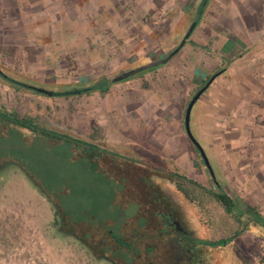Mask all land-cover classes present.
<instances>
[{
    "label": "rangeland",
    "instance_id": "1",
    "mask_svg": "<svg viewBox=\"0 0 264 264\" xmlns=\"http://www.w3.org/2000/svg\"><path fill=\"white\" fill-rule=\"evenodd\" d=\"M194 2L186 0L184 7ZM95 3L98 8L90 0H0V70L33 88L72 91L49 95L0 74V107L115 151L135 167L169 170L200 183L204 188L186 185V197L174 183L159 182L195 239H226L239 229L213 195L221 188L264 215V43L259 35L256 39L247 35L251 29L217 23V5L209 0L191 38L170 58L200 9L182 16L172 11L173 21L160 9L127 12L130 19L107 24L99 16L103 4ZM222 5L227 8L220 0ZM120 10L118 17L124 13ZM225 10V23L234 25V16L228 22ZM128 72L135 75L114 81ZM216 73L203 96L217 106L200 111L197 102L191 116L213 176L186 131L185 118L190 101ZM101 83H110L106 93L80 91ZM31 142L25 145L0 132V162L10 156L27 162L75 219L113 220L110 226L118 231L139 212L136 204L116 202L85 160L74 162L69 149L52 145L69 144L47 136ZM106 162L102 169L109 171ZM201 247L203 264H264V239L251 231L226 246ZM0 264L113 263L60 234L52 203L20 169L11 168L0 177Z\"/></svg>",
    "mask_w": 264,
    "mask_h": 264
},
{
    "label": "trees",
    "instance_id": "2",
    "mask_svg": "<svg viewBox=\"0 0 264 264\" xmlns=\"http://www.w3.org/2000/svg\"><path fill=\"white\" fill-rule=\"evenodd\" d=\"M207 4L208 0L202 2L201 14L204 13ZM0 74L15 85L32 87L28 83L13 79L1 70ZM36 88L33 89L37 90ZM109 89L110 83H101L80 91L90 93L99 90L101 93H106ZM49 92L45 94L56 96L72 94V91ZM0 132L13 134L25 145L33 143L31 140L34 141L37 136H47L53 142L61 141L69 144V146L63 147L52 143L61 151L69 149L72 161L85 160L82 162L85 164L84 166L87 168L89 166L88 169L94 173L95 178L100 180L101 185L108 186L115 194L116 202H121L125 207L133 204L139 206V212L126 218L125 223L118 231L113 230L110 226L114 223L113 220L94 224L90 220H78L67 213L61 200L56 199L51 189L43 185L37 173L31 169L27 162L13 156L0 162V177L11 168L20 169L54 206L55 226L59 233L79 240L100 259H106L113 264H203V261L199 259V252L197 257L190 262L189 255L184 249V246H187V241L191 242L192 239L196 245L217 248L230 244L248 231L264 239V215L259 208L246 202L243 204L237 202L222 188L220 191L213 192V195L225 206L227 213L234 216L239 224V229L232 236L217 241L195 239L192 234L193 238L190 236V239H187L188 236H185L169 222L170 215H166L169 213H173L176 219L181 222L183 219L180 210L164 196L159 182L166 180L174 183L181 193L190 197L186 185L204 188L194 179L169 170L161 171L151 168L146 171L141 167H135L134 162L121 160L123 158L115 151H107L87 140L46 128L33 117L21 116L4 107H0ZM106 160L109 161L106 162ZM104 162L111 165V169L106 170L107 172L102 169ZM105 224L108 227H105ZM114 228L116 229V226Z\"/></svg>",
    "mask_w": 264,
    "mask_h": 264
},
{
    "label": "crops",
    "instance_id": "3",
    "mask_svg": "<svg viewBox=\"0 0 264 264\" xmlns=\"http://www.w3.org/2000/svg\"><path fill=\"white\" fill-rule=\"evenodd\" d=\"M90 1L94 3L96 8H98L97 6L98 3L96 4L95 0H90ZM185 1L186 0H99V4H103L101 9H99V16H101V19L105 20L107 24L108 23L112 24L113 20H119V19L122 20L123 18L130 19V17L128 16L129 14L127 12L138 14L140 10H143V11L146 10V13L150 14L152 10L157 11L158 9H160L161 11H165V12L167 11L169 14L167 18H169V21H173L172 11L180 12L181 13L180 16L184 15L187 11L197 12L198 9L201 10L202 2H204V0L202 1L195 0L194 5H192L191 8H185L184 7ZM223 2L225 6H227V8L223 7L224 5L220 6V0H212V4H216L218 8L215 14V16L217 17L216 19L217 23H220V22L222 23L223 21L224 25L228 27L234 26V27H240V29H245V28L251 29L249 34L247 33L245 34H247L248 36L249 35L255 36L256 39H257V35H259L258 42L264 43V0H227V1L223 0ZM208 3H209V0H208ZM144 4H146L147 6L149 5V7H146L147 9H145V7H143ZM153 5L156 7L153 8ZM198 5L200 6V8H198ZM207 6L205 8V11L207 9ZM121 7L123 8L124 13L121 14V17H118V14L121 11L120 10ZM224 10L228 12L227 14L228 22H230L229 18L234 16V21H235L234 25L225 23V19H224L225 15L223 16ZM204 13L198 16L196 20V22L198 23L197 27L201 23ZM250 16L254 17V20L251 19V22H249ZM132 18L136 20V17H132ZM175 20L180 21L181 17H178ZM197 102H200V105L198 108V110L200 111H203V108L205 109L207 105H210L209 108H211V111H212V109H214L215 106H217L218 104L217 101L209 100L203 95ZM206 113L208 114V116H214L213 112L212 113L206 112ZM210 118L211 117H208V119Z\"/></svg>",
    "mask_w": 264,
    "mask_h": 264
},
{
    "label": "water",
    "instance_id": "4",
    "mask_svg": "<svg viewBox=\"0 0 264 264\" xmlns=\"http://www.w3.org/2000/svg\"><path fill=\"white\" fill-rule=\"evenodd\" d=\"M198 23L195 21L191 24L188 33L185 35V38L183 39V41L181 42V45L179 46V48H177L175 51H173L170 55V58H172L173 56H175L176 54L179 53V51L184 47V45L186 44L187 40L191 37V35L193 34V32L195 31L196 27H197ZM165 62V61H164ZM156 67L158 65H155ZM141 70V69H139ZM130 72L125 73L119 77H116L114 79V81H119L123 78H127L130 76ZM220 73H217L215 75H213L210 80L207 82V84L199 90V92L193 97V99L190 101L187 110H186V118H185V126H186V131L190 137V139L193 141V143L196 145V147L199 149L203 160L206 164V166L208 167V169L210 170L211 174L214 176V171L213 168L211 166L209 157L206 153L205 148L202 146V144L198 141V139L195 137V135L192 132L191 129V116H192V111L193 108L195 106V104L197 103V101L201 98V96L208 90L209 86L212 84V82L216 79L217 75H219ZM38 91L43 92V93H50L48 90L44 89V88H36Z\"/></svg>",
    "mask_w": 264,
    "mask_h": 264
},
{
    "label": "flooded vegetation",
    "instance_id": "5",
    "mask_svg": "<svg viewBox=\"0 0 264 264\" xmlns=\"http://www.w3.org/2000/svg\"><path fill=\"white\" fill-rule=\"evenodd\" d=\"M155 63H158L157 61ZM135 75V72H131L130 76H133ZM167 216H169V222L172 226H175L176 229L180 230L181 232L184 233L185 236H188L187 239H190L189 237L191 236V232L187 229V227L181 222L179 221L178 219H176L175 215L173 213H169V214H166ZM165 215V216H166ZM192 237V236H191ZM193 238V237H192ZM187 246H184V249L186 250V252L188 253L189 255V259H190V262H192L194 260V258L197 257V253H198V245L195 244V242L191 239V242L190 241H187ZM194 250V252H193Z\"/></svg>",
    "mask_w": 264,
    "mask_h": 264
}]
</instances>
